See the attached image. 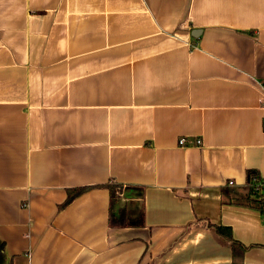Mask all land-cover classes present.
I'll list each match as a JSON object with an SVG mask.
<instances>
[{"label": "crops", "instance_id": "1", "mask_svg": "<svg viewBox=\"0 0 264 264\" xmlns=\"http://www.w3.org/2000/svg\"><path fill=\"white\" fill-rule=\"evenodd\" d=\"M250 169L264 0H0V264H264Z\"/></svg>", "mask_w": 264, "mask_h": 264}, {"label": "trees", "instance_id": "2", "mask_svg": "<svg viewBox=\"0 0 264 264\" xmlns=\"http://www.w3.org/2000/svg\"><path fill=\"white\" fill-rule=\"evenodd\" d=\"M255 177L260 178L259 172L254 169L248 170L246 182H247V185L251 186L252 188L251 193H247L246 198L243 199L246 202L244 201L238 204L244 205V206H247L253 209H257L264 216V192L257 190L255 188V184H254ZM85 190H87V187H77V188L70 189L68 191V196L63 206L68 205L72 200L76 198L77 195H79ZM110 190H111L112 198L115 199L116 193H117V186L110 185ZM135 226H140V223H137ZM232 247L234 249V252L239 251V253H243L246 250L245 247L241 246L239 243L235 241L232 242Z\"/></svg>", "mask_w": 264, "mask_h": 264}, {"label": "built area", "instance_id": "3", "mask_svg": "<svg viewBox=\"0 0 264 264\" xmlns=\"http://www.w3.org/2000/svg\"><path fill=\"white\" fill-rule=\"evenodd\" d=\"M184 142H185L184 138L180 139V143H184ZM254 182H255L254 183L255 184V188L257 190H260V191L264 192V180L261 179V178L255 177L254 178ZM230 183L233 184L234 182L231 181Z\"/></svg>", "mask_w": 264, "mask_h": 264}, {"label": "rangeland", "instance_id": "4", "mask_svg": "<svg viewBox=\"0 0 264 264\" xmlns=\"http://www.w3.org/2000/svg\"><path fill=\"white\" fill-rule=\"evenodd\" d=\"M251 186H248V187H246L245 189H244V192H246V193H251ZM253 192V191H252Z\"/></svg>", "mask_w": 264, "mask_h": 264}, {"label": "water", "instance_id": "5", "mask_svg": "<svg viewBox=\"0 0 264 264\" xmlns=\"http://www.w3.org/2000/svg\"><path fill=\"white\" fill-rule=\"evenodd\" d=\"M196 31V30H195ZM195 34V33H194Z\"/></svg>", "mask_w": 264, "mask_h": 264}]
</instances>
